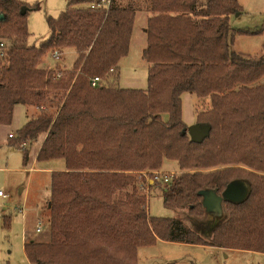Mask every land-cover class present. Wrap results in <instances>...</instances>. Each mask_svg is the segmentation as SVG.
<instances>
[{"label": "trees", "instance_id": "obj_1", "mask_svg": "<svg viewBox=\"0 0 264 264\" xmlns=\"http://www.w3.org/2000/svg\"><path fill=\"white\" fill-rule=\"evenodd\" d=\"M108 2L106 8L101 0H68L57 19H47L48 38L29 46L31 8L0 0V132L15 106L35 108L8 144L21 149L41 140L37 162H64L63 171L50 173L49 240H25L28 263L137 264V249L158 241L264 254V24L252 32L230 30L229 17L240 12L235 0ZM142 10L149 15L141 53L146 89L106 86L115 69L118 80ZM235 33L262 35V55L235 53ZM66 49L76 54L71 70L39 67L47 53ZM95 77L101 83L91 87ZM185 93L210 101L194 123L209 127L199 143L182 121ZM164 161L178 171L165 175L166 182L153 181ZM233 179L248 180L250 195L227 204L229 219L210 242L179 218L150 217L141 193L158 186L165 208L200 217L197 192L221 193Z\"/></svg>", "mask_w": 264, "mask_h": 264}, {"label": "rangeland", "instance_id": "obj_2", "mask_svg": "<svg viewBox=\"0 0 264 264\" xmlns=\"http://www.w3.org/2000/svg\"><path fill=\"white\" fill-rule=\"evenodd\" d=\"M31 8L27 13V29L30 34L27 45L38 46L49 36L47 19H57L66 9L68 0H19ZM240 12L229 17L230 30L256 31L264 24V0H235ZM125 5L124 2H122ZM33 8V9H32ZM146 11L135 14L133 32L128 53L121 59L118 68L104 80L106 86L145 90L147 85L148 65L142 60L141 53L145 42L141 40V29L145 26ZM147 23V22H146ZM263 36L260 34L241 35L235 33L232 50H238L242 57H260L262 55ZM76 54L71 49L60 52L59 59H53L47 53L39 67L43 69L71 70ZM260 83V82H258ZM257 83V84H258ZM210 108L208 98L198 99L194 95L181 96L182 121L187 128L194 125L197 114ZM37 109L17 105L13 109V117L9 126L2 127L0 138V191L6 196L0 199V264H29L23 251L25 240L47 242V203L49 200L50 173L63 171V160L37 162L35 152L41 140L28 145L27 162L24 161L23 148L10 146L8 133L18 130ZM164 121L167 115H162ZM33 168V170H29ZM242 168V167H241ZM51 169V170H48ZM55 169V170H54ZM62 169V170H57ZM243 170H248L242 168ZM213 170V169H209ZM209 170H203L207 172ZM164 175L176 174V163L164 161L159 170ZM250 171V170H248ZM159 173V172H158ZM133 174H137L134 173ZM177 174H180L179 172ZM147 197V213L150 217L174 218L175 212L164 207L158 186L141 189ZM23 207V214L17 209ZM4 218L8 225L4 226ZM7 222V221H6ZM40 222L41 231L35 232ZM137 264H264V254L220 249L208 245H185L158 241L154 245L139 247L136 251Z\"/></svg>", "mask_w": 264, "mask_h": 264}, {"label": "water", "instance_id": "obj_3", "mask_svg": "<svg viewBox=\"0 0 264 264\" xmlns=\"http://www.w3.org/2000/svg\"><path fill=\"white\" fill-rule=\"evenodd\" d=\"M209 127L193 125L187 128L191 142L199 143L208 135ZM251 192L250 183L246 179L229 181L221 193L216 189L203 188L197 192L202 216L193 217L187 209L178 210L174 218H179L183 225L205 242H210L215 230L229 219L227 204L239 205L244 203Z\"/></svg>", "mask_w": 264, "mask_h": 264}, {"label": "built area", "instance_id": "obj_4", "mask_svg": "<svg viewBox=\"0 0 264 264\" xmlns=\"http://www.w3.org/2000/svg\"><path fill=\"white\" fill-rule=\"evenodd\" d=\"M101 3L107 8V6H108V0H101ZM97 7V5L96 4H92V5H90V8L91 9H94V8H96ZM3 45L2 44H0V48H3L2 47ZM0 56H2V54H0ZM51 57L53 58V59H59V57H60V52L59 51H57V50H55V51H53L52 53H51ZM110 72H112V69L110 70ZM100 83H101V80H100V78H98V77H95V78H93L92 79V81H91V87H97V86H99L100 85ZM12 137V134H9L8 135V138H11ZM25 147V144H22L21 145V148H24ZM146 182H153L154 180H156V181H163V182H166L167 181V179H166V177H165V175L163 174V173H153V181H151L150 180V177H146ZM0 198H5V195L0 191ZM17 211H18V213H20V214H23V207L22 208H18L17 209ZM35 231H36V233H39L40 231H41V224H40V222H38L37 224H36V229H35Z\"/></svg>", "mask_w": 264, "mask_h": 264}, {"label": "crops", "instance_id": "obj_5", "mask_svg": "<svg viewBox=\"0 0 264 264\" xmlns=\"http://www.w3.org/2000/svg\"><path fill=\"white\" fill-rule=\"evenodd\" d=\"M147 14V13H146ZM148 14H147V17L145 18V26H144V28H142L141 29V40H143L144 42H146V35H145V27H146V22H147V18H148ZM248 31H250V32H252V30H248ZM132 32H133V28H132ZM132 32H131V35H132ZM131 39V38H130ZM143 50V49H142ZM235 53H241L240 51H238V50H235L234 51ZM118 68H119V65H118ZM35 113V112H34ZM33 113V114H34ZM16 131H12V132H9L8 134H14ZM1 133H2V129H1V132H0V138H1ZM37 151H38V148H37ZM37 151L35 152V157H36V153H37ZM29 170H33V168H29ZM48 170H51V169H48ZM55 170V169H54ZM57 170H62V169H57ZM6 197V196H5ZM1 199V198H0ZM3 199V198H2ZM38 223V222H37ZM36 227V226H35ZM36 232V231H35ZM30 240H32V241H34L33 239H30ZM25 242V241H24ZM35 242V241H34Z\"/></svg>", "mask_w": 264, "mask_h": 264}]
</instances>
